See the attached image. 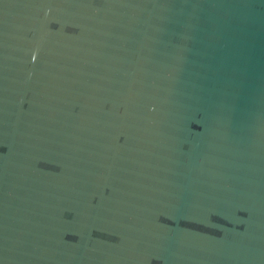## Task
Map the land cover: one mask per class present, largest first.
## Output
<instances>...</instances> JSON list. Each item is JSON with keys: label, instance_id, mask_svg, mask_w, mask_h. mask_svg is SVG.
<instances>
[{"label": "water", "instance_id": "obj_1", "mask_svg": "<svg viewBox=\"0 0 264 264\" xmlns=\"http://www.w3.org/2000/svg\"><path fill=\"white\" fill-rule=\"evenodd\" d=\"M0 264H264V0H0Z\"/></svg>", "mask_w": 264, "mask_h": 264}]
</instances>
